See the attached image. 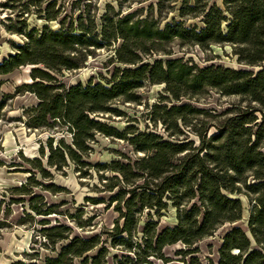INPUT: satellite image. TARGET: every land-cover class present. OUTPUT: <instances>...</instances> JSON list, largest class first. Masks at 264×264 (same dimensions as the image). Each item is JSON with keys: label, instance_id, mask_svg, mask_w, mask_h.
Segmentation results:
<instances>
[{"label": "trees", "instance_id": "trees-1", "mask_svg": "<svg viewBox=\"0 0 264 264\" xmlns=\"http://www.w3.org/2000/svg\"><path fill=\"white\" fill-rule=\"evenodd\" d=\"M222 4L224 8L215 4L206 8V3L201 28L187 27L182 21L168 22L160 28L148 17L133 19V14L128 13L115 18L109 12L102 16L100 35L93 33V20L89 26L84 23L83 14L77 16L76 28L73 19L70 18L66 25L64 17L58 22V30L48 25L40 31L35 27L27 30L24 25L17 32L26 40L16 45L14 52L0 62V74L26 64L42 65L31 72V77L38 80L24 87L40 98L37 106L32 108L35 112L33 126L47 125L48 118L69 125L73 147L66 145L56 149L62 162L67 156L81 162L80 153L88 148L87 140L95 130L111 134L113 129L91 118L90 114L108 111V102L115 98L133 100L134 90L144 80L164 83L165 90L176 102L181 97L192 99L196 93L214 89L221 95H241L259 104V107L240 110L229 117L226 125L209 137L207 128L195 130L199 137V144L195 147L193 141L163 139L153 132H138L131 138L135 148L144 155L136 163L137 173H133L128 164L116 168L121 179L113 185L119 189L113 199L117 203L123 202L122 207H117L122 224L115 225L109 236H114V245H121L134 257L127 254L123 260H116V264H151L156 256L164 259L161 249L169 243L181 242L191 246L212 236L226 221H239L243 207L231 194H239L241 187L252 195L248 233L238 226L228 229L217 248L216 263H209L264 264V120L257 121L256 115L258 111L264 119V0H222ZM54 5L55 0H52L43 12L40 11L44 20L59 17ZM225 21L224 29L222 23ZM174 38L201 48L213 43H228L234 48L239 62L249 67L261 65V68L253 71L213 64L199 67L183 62L181 57L143 62V57L164 51L163 44ZM117 39L122 41L114 50L115 59L125 66L116 68L111 85L79 83L65 87L51 73L79 68L90 49L101 48ZM154 107L162 112L155 119L161 121L166 130L172 129L168 135L175 137L177 131L182 132V125L188 126L187 116L205 113L204 109L187 102ZM49 148L55 154L51 145ZM249 177L253 183L247 182ZM140 178L144 182L137 185ZM120 183L133 187L123 189ZM168 203L176 208L177 223L157 230L156 222L150 219L143 228L141 242L136 241L140 213L145 208L165 209ZM45 231L52 243L58 240L67 242L55 257H47L44 264H76L77 258L98 244V238L94 237L68 238L70 229L64 225H55ZM252 243L257 248H251ZM187 252L189 249L178 251L179 254ZM106 255V248L102 247L89 263L105 264ZM87 262L86 256L81 264Z\"/></svg>", "mask_w": 264, "mask_h": 264}, {"label": "rangeland", "instance_id": "rangeland-1", "mask_svg": "<svg viewBox=\"0 0 264 264\" xmlns=\"http://www.w3.org/2000/svg\"><path fill=\"white\" fill-rule=\"evenodd\" d=\"M52 0H0V62L13 53L16 45L25 41V36L18 33L20 27L26 25L27 30L34 27L39 31L44 25L58 30L59 20L68 24L73 19L75 28L77 16L83 14L84 23H95L93 33L100 35L102 16L109 12L115 18L128 13L133 19L148 17L160 28L166 23L182 21L192 28L203 26L202 12L206 7L215 4L224 8L222 0H55L53 9L58 12L56 20H44L40 11ZM24 21V22H22ZM227 22H223L225 29ZM117 39L101 48H92L86 59L77 69H64L56 76L59 83L65 87L81 83H102L111 85L113 74L118 67H124L115 59V49L121 45ZM164 51L143 57V62L154 59L181 57L183 62L196 64L199 67L208 65L224 66L233 69L241 68L257 71L261 65L248 66L237 60L234 48L228 43H213L207 48L174 38L165 42ZM40 64H26L0 74V264H44L47 257H55L67 240L52 243L45 231L55 225L69 227L68 238H98L95 248L88 250L82 257L75 260L76 264L86 258L87 263L102 247L106 248L105 264H116L123 256L132 252L123 249L119 244H113L114 236H109L115 225L121 226L122 219L114 196L118 187L113 186L121 177L116 168L131 166V171L137 173L138 160L144 152L137 150L130 141L138 132L156 133L163 139L177 142L193 141V147L199 144L196 131L207 128V137L226 125L228 118L240 110L259 107L247 97L241 95H221L214 89L195 94L190 99L181 97L176 102L165 90L164 83H150L144 80L141 86L134 90V99L115 98L108 102V111L94 112L90 117L97 119L114 131L111 134L95 130L87 140V149L82 151L81 162L65 157L61 161L58 146H72L71 132L68 124L60 120L48 118L47 125L33 126L35 112L32 108L40 101L38 96L26 91L24 85L33 84L31 72ZM190 103L205 110V113L187 116L188 126L182 125V132L175 136L168 135L172 130H166L161 121L155 119L162 112L154 105L169 107L172 104ZM257 121L262 122L261 114L256 111ZM255 128V127H253ZM264 129V128H263ZM175 130V129H174ZM253 138V136H252ZM63 142V143H62ZM51 145L55 154L51 153ZM264 153V146L262 148ZM52 154V156H51ZM51 156V158H50ZM140 178L137 185L142 184ZM253 183L252 177L247 180ZM123 189L133 186L120 183ZM238 198L243 207L240 220L226 221L219 226L212 236L203 238L191 246L186 243H169L163 247L164 259L152 258L151 264H210L216 263L218 247L226 231L233 226L241 227L246 233L248 215L251 211L252 195H248L241 187L239 194H231ZM128 196L125 195V198ZM156 222V229L174 226L176 208L168 203L167 208L156 211L145 208L138 217L135 240L142 239L143 228L148 220ZM257 248L252 243L251 248ZM189 252L179 254V250ZM116 256V258H115ZM129 264V263H127Z\"/></svg>", "mask_w": 264, "mask_h": 264}, {"label": "water", "instance_id": "water-1", "mask_svg": "<svg viewBox=\"0 0 264 264\" xmlns=\"http://www.w3.org/2000/svg\"><path fill=\"white\" fill-rule=\"evenodd\" d=\"M233 225H235V223H233Z\"/></svg>", "mask_w": 264, "mask_h": 264}]
</instances>
